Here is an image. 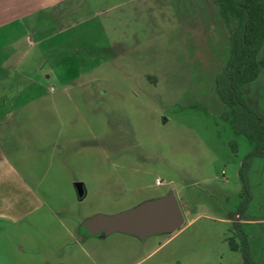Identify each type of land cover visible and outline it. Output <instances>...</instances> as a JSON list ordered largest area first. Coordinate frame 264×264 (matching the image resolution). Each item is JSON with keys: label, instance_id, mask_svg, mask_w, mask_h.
I'll return each mask as SVG.
<instances>
[{"label": "crops", "instance_id": "obj_1", "mask_svg": "<svg viewBox=\"0 0 264 264\" xmlns=\"http://www.w3.org/2000/svg\"><path fill=\"white\" fill-rule=\"evenodd\" d=\"M196 6L209 7L215 18L211 23H218L217 0H0V41L11 40L6 48L0 47V73L22 79L17 91L15 83L6 85L7 90L0 83V105L14 104L0 108V264H80L81 254L91 264L174 263L159 258H164L161 248L176 232L162 243L150 241V237L141 241L113 234L110 236L118 237L104 242L101 252L94 243L86 247L88 243L80 241L79 214L63 203L64 193L45 184L48 177H57L53 172L65 174L76 198L82 200L87 191L81 183L84 194L78 197L73 165L78 156L85 155L90 167L97 145L106 163L120 170L115 175L118 179L98 180L127 188L121 170L127 168L128 161H149L159 153L160 143L167 145L168 138L181 135L175 130L158 131L140 144L132 130L129 143L126 93L129 88L148 87L152 80L144 75L168 71L176 58L179 63L190 62V34L196 31L187 25L197 24L198 16L193 20L183 11L178 26L165 32L156 26L152 33L158 19L147 9L169 8L175 13ZM145 14L148 26L143 25ZM221 18L220 25L227 27ZM139 21L141 26L133 27ZM145 33L151 35L143 44ZM34 50L43 66L31 65ZM33 71L42 73L38 80L31 79ZM37 87L39 94H33L31 89ZM152 88L156 90L155 85ZM154 95L144 98L158 113L182 97L156 94V100ZM132 96L133 103H144L139 95ZM97 115L106 120V132L95 133L92 118ZM196 147L197 157L202 158L205 150ZM162 184L155 177L154 185ZM220 222L225 223L223 219Z\"/></svg>", "mask_w": 264, "mask_h": 264}, {"label": "rangeland", "instance_id": "obj_2", "mask_svg": "<svg viewBox=\"0 0 264 264\" xmlns=\"http://www.w3.org/2000/svg\"><path fill=\"white\" fill-rule=\"evenodd\" d=\"M215 7L219 11V8ZM183 11H186V15L188 13L192 16L193 20L198 16L197 24L187 25L197 32L190 34V62L179 63L176 58V64L169 67L168 71L144 75V78L151 77L152 81L155 80L154 83L150 82L149 88L146 86L144 89L129 88L126 93L129 99L126 104L129 143L132 130L137 132L135 140L140 144L145 143L147 138H151V135L158 131L175 130L181 135L168 138L167 145L160 143L159 153L155 152L149 161L133 163L128 161L127 168L121 170L124 176L126 175L127 188L118 184H104L98 180L115 179L120 170L112 168L111 163H106L97 145L96 155L90 156L89 159L90 167H87L85 155L78 156L73 165V172L78 179L76 183L84 182L87 191L82 200L76 198L73 186L68 184L69 178L65 174L60 176L59 173L53 172L57 177H48L45 186L47 185L49 189L51 185L57 187L66 195L63 203L69 204L70 212L79 214L81 223L96 214L114 215L172 191L183 215L184 224L172 238L171 235L149 238L150 241L161 243L170 238L161 248L160 256L164 257L159 256L161 262L174 260V263L167 264H242L240 253L231 251L225 241L226 238H234L235 226L238 225L246 235L252 260L257 264H264V157L253 159L248 166L246 188L249 201L244 212H240L245 189L238 173L245 156L253 146L245 137L235 135L231 120L223 119V113L228 110L219 101L214 85L215 77L222 72L228 59L230 48L228 34L230 28L235 27V22H229L230 25L222 28L221 22L219 23L221 16L217 18L218 23H214L215 18L209 7L181 8L175 13L169 8L147 9L149 14L158 19L151 32H156V26L160 32L178 26L179 22H182ZM144 16L143 20L146 21L143 25L148 26L146 22L149 16L146 14ZM162 18L165 21H162ZM136 26H141L140 21L133 24V27ZM150 33L144 34L143 44L147 43V36L151 35ZM10 42V39H2L0 47L6 48ZM36 53L34 50L30 57L31 65L43 66L40 56H36ZM257 60L261 63L259 75L255 81L244 85L241 93L248 106L264 118V44L257 55ZM5 74L0 73V83L5 85L3 90H7L6 85L11 86L15 83L14 91H17L18 83L22 84L20 81L22 79L8 77ZM41 75L40 71H33L31 79L38 80ZM52 86L57 88L56 84ZM31 90L33 94L40 92L38 87ZM133 93L143 98L144 103H133L130 100ZM150 93L155 94L153 97L156 100L157 95L182 97L175 103L176 105L164 108L158 113L144 98ZM22 97L24 95L15 100L16 105ZM11 105L1 104L0 108ZM163 118L169 121L164 123ZM92 123L95 124L93 128L96 134L106 132L108 129L106 120L100 115L92 118ZM231 144L235 145V151L232 150ZM168 145L170 146L167 148ZM196 146L201 148V152L205 150L202 154V158H206L205 161L197 157ZM143 171L146 174H143ZM200 176L204 178L198 179ZM155 177L163 181L161 186L154 185ZM169 178H172V184H169ZM193 218L194 221H191ZM221 219L225 223H221ZM79 236L81 242L88 243L86 247H89V243H94L99 252L103 250L104 242L108 243L118 237L103 235L90 237L80 229ZM79 263L91 264V261L81 254ZM123 263L124 261L120 262ZM1 264L14 263L3 261Z\"/></svg>", "mask_w": 264, "mask_h": 264}, {"label": "trees", "instance_id": "obj_3", "mask_svg": "<svg viewBox=\"0 0 264 264\" xmlns=\"http://www.w3.org/2000/svg\"><path fill=\"white\" fill-rule=\"evenodd\" d=\"M217 5L225 23L230 25L234 21L235 27L228 59L222 72L215 77V93L228 110L223 113V119L231 120L235 135L245 137L253 146L238 173L245 189L239 211L244 212L249 201L248 166L253 159L264 157V118L248 106L241 93V88L255 81L260 72L257 55L264 44V0H217ZM231 146L235 151V145ZM80 230L86 234L81 226ZM234 233V238L225 240L229 249L240 253L242 264H257L252 260L246 235L238 225Z\"/></svg>", "mask_w": 264, "mask_h": 264}, {"label": "water", "instance_id": "obj_4", "mask_svg": "<svg viewBox=\"0 0 264 264\" xmlns=\"http://www.w3.org/2000/svg\"><path fill=\"white\" fill-rule=\"evenodd\" d=\"M79 198L84 190L75 184ZM183 215L172 191L165 196L146 200L114 215L96 214L81 223L82 230L90 237L123 234L141 241L158 235H171L181 229Z\"/></svg>", "mask_w": 264, "mask_h": 264}, {"label": "built area", "instance_id": "obj_5", "mask_svg": "<svg viewBox=\"0 0 264 264\" xmlns=\"http://www.w3.org/2000/svg\"><path fill=\"white\" fill-rule=\"evenodd\" d=\"M156 184H159V181L158 180L156 181Z\"/></svg>", "mask_w": 264, "mask_h": 264}]
</instances>
